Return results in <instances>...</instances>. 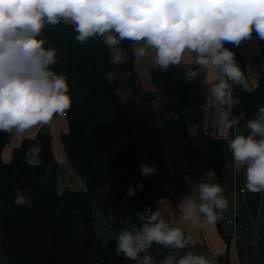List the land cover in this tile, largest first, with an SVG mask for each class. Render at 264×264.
I'll list each match as a JSON object with an SVG mask.
<instances>
[{"label":"clouds","instance_id":"9594fccd","mask_svg":"<svg viewBox=\"0 0 264 264\" xmlns=\"http://www.w3.org/2000/svg\"><path fill=\"white\" fill-rule=\"evenodd\" d=\"M62 21L74 28L80 43L102 37L114 63L121 60L119 46L125 40L135 45L137 58L149 60L160 70L191 58L184 66L186 80L201 79L200 73L210 76L201 79L210 85L209 97L229 105L230 111L229 82L241 85L245 81L235 53L225 45H239L253 33L264 40V0H0V132L22 134L64 116L71 107L68 80L52 70L56 52L44 46L42 37L46 24ZM237 123L224 112L221 131ZM246 127L247 135L228 140L232 167L244 172L247 190L264 192V105ZM141 172L146 177L156 168L143 164ZM215 177V170L203 173L199 182L184 177L190 192L178 203L175 219L160 214L159 208L170 204L167 198L157 202L156 211L151 207L138 211L140 226L120 231L115 238L116 255L135 264H214L202 254L188 251L178 256L177 252L194 243L183 225L214 224L228 208L223 188L213 182ZM126 195L135 196L136 188L129 187ZM14 203L30 206L19 189ZM154 244L174 251L157 262L149 251Z\"/></svg>","mask_w":264,"mask_h":264},{"label":"trees","instance_id":"16d2710c","mask_svg":"<svg viewBox=\"0 0 264 264\" xmlns=\"http://www.w3.org/2000/svg\"><path fill=\"white\" fill-rule=\"evenodd\" d=\"M76 35L74 28L63 21L58 25L46 24L42 32L46 48L56 52L52 70L65 75L69 83L72 104L63 116L68 128L59 134V139L86 190L58 192L59 164L50 134L40 130L33 137L17 140L14 131L0 132V245L9 257L7 264H135L116 255L115 239L106 242L102 239L96 228L91 198L98 199L106 215H113L110 227L125 226L133 220L138 228L137 212H143L146 204L155 211L151 192L136 172L140 141L147 138L145 112L141 110L137 119L132 120L119 96V90L126 86L135 96L139 93L131 42L125 40L120 45L128 60L127 67L121 69L119 63L112 61L111 50L102 37L80 43ZM253 36L260 39L255 33ZM235 50L245 83L230 82L234 86L233 100H238L233 104L232 115L238 121V134L247 135V121L264 105V70L258 82L251 83L244 57L237 47ZM179 76L178 66L167 71L153 67L151 77L156 90L144 92L139 97L141 105L145 109L152 96L166 93L186 135L189 125L198 128L196 143L188 148L190 160L194 148H199L209 168L221 180L225 167L233 163L228 140L235 134L232 132L227 139L205 134L201 128L200 105L193 107L187 121L176 95ZM157 140L160 139L155 137L148 143L156 158ZM163 154H167L165 149ZM29 159L34 164L30 165ZM164 164L166 169L174 168L170 162ZM174 182L175 178L171 185L178 189ZM129 187L136 188L135 196L126 195ZM17 189L30 201V206L14 203ZM251 202L252 198L245 197V203ZM130 205L139 207L138 211L133 210L131 218ZM149 251L157 262L165 257L161 246L154 244Z\"/></svg>","mask_w":264,"mask_h":264},{"label":"crops","instance_id":"0c3cea01","mask_svg":"<svg viewBox=\"0 0 264 264\" xmlns=\"http://www.w3.org/2000/svg\"><path fill=\"white\" fill-rule=\"evenodd\" d=\"M259 43L258 38L252 35L251 39H246L237 45V51L242 54L246 63L248 78L251 75L259 78L261 71L264 70V57L260 56ZM130 46L132 50L135 47L132 42ZM120 55L119 67L124 69L128 63L124 53L121 52ZM188 63H191V58H186L185 62L178 66L181 76L177 79L176 93L179 105L188 107L187 112L184 113L185 115L191 114L193 107H198L202 103L204 90L207 87L201 86V84H204L202 80L211 79L205 73H200L202 80L193 79L187 81L184 66ZM133 68L138 76V96H135L131 88L127 86L119 90V96L132 120L137 119L141 110L145 112L147 138L140 141L136 154L137 177L142 183L147 185L149 192H151V200L155 211L157 210V202L162 198H167L170 204L167 207L161 206L159 208L160 214L165 219H175L178 216V203L183 196L190 192V184L184 177L188 176L192 181L199 182L203 173L211 169L207 165L202 151L197 147L194 148V156L190 160L188 148L196 143L198 128L194 125L188 126V136L184 133L181 121H179L181 119L171 105L166 93H157L154 98L150 99L151 101L148 100L149 102H146L145 109L142 107L139 97L144 95V92L154 93L156 90L152 83L151 70L153 66L151 62L147 59L137 58L134 54ZM198 85L202 87V90L197 91ZM67 128V119L63 116H55L47 125H38L22 134H16L17 140L21 137H33L40 130L51 135L54 157L59 164L57 173V189L59 193H63L66 190L71 192L86 190L85 182L72 167L59 139V134ZM155 137L165 143L164 149L169 155V162L174 166L176 172L174 185L176 183L178 190L181 191L180 193L174 191L171 183L164 182L161 179L162 173L166 170V165L155 157L148 144ZM143 164L155 167L156 172L145 177L141 172V165ZM213 182L220 184L223 188V195L228 200V208L220 214L214 224L203 223L199 228H193L187 224L183 225L185 234H191L194 243H190L184 249L179 250L177 255L181 256L188 251H192L209 257L214 264H264V192L254 193L249 191L245 197L249 196L252 198L250 204L242 201L239 196L237 197L236 189L246 181L244 172H235L232 164L225 167L221 180L216 175ZM235 200L236 202L240 200L236 203V207H234ZM96 205V228L98 232L100 234L101 231L110 232L106 240L115 239L120 232L111 234V228L108 229L107 215L99 203ZM135 210L138 211L139 207L136 206ZM235 213L238 216H244L242 236L240 234L241 229L233 223ZM126 225L123 227H126ZM134 228H137L135 224L132 229ZM161 248L165 256L171 255L174 251L162 246Z\"/></svg>","mask_w":264,"mask_h":264},{"label":"built area","instance_id":"2783aa9c","mask_svg":"<svg viewBox=\"0 0 264 264\" xmlns=\"http://www.w3.org/2000/svg\"><path fill=\"white\" fill-rule=\"evenodd\" d=\"M229 47L232 44H228ZM207 89V88H206ZM204 90V99L202 102V106H200V112H201V128L204 131L205 134L217 138V139H227L231 133L233 132L235 136L238 134V127L237 125H233L232 128L228 129L227 132H222L221 128L222 125L220 124L221 116L224 112H228V119L229 121L234 119L232 115V93H231V99L229 103L231 104V109L229 111V105H220L214 100H212L209 97L208 92ZM66 116V114L64 115ZM158 140L155 142V150L157 151V158L163 160V162H169V156L167 154L161 155V153L164 150V147L160 146ZM161 155V156H160ZM233 164V163H232ZM231 165V164H229ZM175 178V169L173 167H170L165 170L164 173V182L171 183L174 181ZM244 186V187H242ZM236 189V196L240 197L242 201H245V196L249 193V190L245 187V185H242ZM242 187V188H241ZM173 189H175V192L180 193L181 191L178 190L176 187L173 186ZM240 200H238L239 202ZM236 202L234 203V207H236ZM149 207H151L150 204H146L144 207V211L147 210ZM236 210V209H235ZM112 219V217L110 218ZM244 216H238L235 213V219L233 220L234 225L239 227L241 229L240 234L243 235V228H244Z\"/></svg>","mask_w":264,"mask_h":264},{"label":"rangeland","instance_id":"374dc122","mask_svg":"<svg viewBox=\"0 0 264 264\" xmlns=\"http://www.w3.org/2000/svg\"><path fill=\"white\" fill-rule=\"evenodd\" d=\"M259 40V49L261 50V54H260V56L261 57H264V40H261V39H258ZM121 45V44H120ZM122 46H119V49L121 48ZM225 47H228L231 51H233L234 53H236V50H235V48L237 47V45H231L230 47H229V45L228 44H226L225 45ZM120 53H121V50H120ZM127 60V59H126ZM128 61V60H127ZM249 70H250V68H249ZM257 81L258 80V78H255V77H253L252 75L250 76V78H249V81L251 82V83H253V82H256L255 80ZM230 83V82H229ZM233 84V83H232ZM201 86L202 87H206V88H208V87H210V85H205V84H201ZM200 85H198L197 86V91H199L200 90V87H201ZM231 93H233V90H234V86L233 85H231ZM204 97V96H203ZM204 99V98H203ZM232 100H233V95H232ZM149 101H151V100H149ZM148 101V102H149ZM186 105H188V104H186ZM200 106H202V103L200 104ZM232 107H233V104H232ZM187 109H188V107L187 106H185V107H181V111H182V113L184 114L185 112H187ZM185 117H187L188 119H187V121L189 122V117H190V114L189 115H185ZM179 121H181V120H179ZM133 123H135L134 121H133ZM181 124H182V121H181ZM190 126V125H189ZM196 127V126H195ZM182 128H183V125H182ZM187 130H188V128H187ZM183 131H184V129H183ZM188 132V131H187ZM185 133V132H184ZM49 134V133H48ZM51 136V135H50ZM159 142H157V143H159L160 144V146L162 147H165V143L162 141V140H158ZM51 142H52V137H51ZM168 155V154H167ZM169 156V155H168ZM170 159V158H169ZM165 173V172H164ZM164 173H162V177H161V179H162V181H164ZM242 187H244V186H242ZM241 187V188H242ZM98 203V199L97 198H91V204H92V208H93V210H94V212H95V209L97 208V204ZM146 206V205H145ZM135 205H130L129 206V211H130V214H129V217L131 218V216H132V212H133V210H135ZM134 208V209H133ZM152 208V207H151ZM136 211V210H135ZM95 217H96V219H97V216H96V214H95ZM113 218V215L112 214H107V220H108V222H107V224H108V229H110V230H112V233L111 234H115V233H117V232H120V231H122L123 229H125L126 227H127V229H132L133 227H134V221L133 220H130V222L129 223H127V225H126V227H123V226H119V227H110V225H109V222H110V218ZM126 221H127V219H126ZM107 227V226H106ZM110 233V232H109ZM108 232H102L101 231V234H102V236L101 237H103V239L105 240V242L106 241H108V240H106L107 239V236H108V234H109ZM100 234V235H101ZM110 235V234H109ZM109 240H112V238H110ZM8 259H9V257H8V255H7V253H5L4 252V250L3 249H1V245H0V264H7V261H8Z\"/></svg>","mask_w":264,"mask_h":264},{"label":"water","instance_id":"95a60500","mask_svg":"<svg viewBox=\"0 0 264 264\" xmlns=\"http://www.w3.org/2000/svg\"><path fill=\"white\" fill-rule=\"evenodd\" d=\"M152 98H154V96H152Z\"/></svg>","mask_w":264,"mask_h":264}]
</instances>
